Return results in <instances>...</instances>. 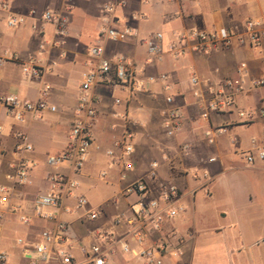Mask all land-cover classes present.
<instances>
[{"label": "crops", "instance_id": "1", "mask_svg": "<svg viewBox=\"0 0 264 264\" xmlns=\"http://www.w3.org/2000/svg\"><path fill=\"white\" fill-rule=\"evenodd\" d=\"M108 1L0 0V95L37 103L46 84L50 87L48 101L56 108L54 113L44 111L40 119L27 114L21 122H15L0 106L5 150L0 158V186L13 189L7 175L19 156L35 163L27 184L15 187L7 204L30 215L34 198L50 190L49 175L59 174L78 183L73 195L63 197L62 208L47 209L53 214L51 221L34 218L30 226H23L15 215L4 212L0 252L7 255L6 264H29L41 232L52 229L57 221L68 223L75 239L62 247L47 246L49 261L45 264H61L62 253L71 255L73 264H81L85 258L82 249L105 244L100 238L103 235L127 243L133 251L128 227L114 224V218L119 213L128 214L135 198L123 191L139 179H144L154 194L163 184L175 185L181 191L177 204L184 211L176 219L164 221L161 232L149 231L148 244L164 237L168 240L162 264H264V164L244 160L246 153L264 146V117L245 123L236 113L264 109V87L253 86L255 80L264 78V42L250 47L234 41L229 48L197 54L192 51L193 42L178 38L190 30L210 33L220 28L244 37L245 22L264 14V0H121L124 4L116 9L114 24L132 28L135 36L121 44L107 43L106 57L123 55L133 62L140 79L164 74L167 80L146 84L131 101L118 89L95 87L91 94L97 102V120L84 167L74 173L67 164L56 168L45 165L47 156L59 155L66 147L78 88L91 68L86 52L97 40L103 21L101 8ZM2 2L8 12L21 15L31 10L66 13L68 9L63 43L56 45L54 25L38 18L28 19L15 29L6 27L8 12L1 8ZM155 33L162 34L163 56L160 62L147 64L141 40ZM172 43L183 51L178 58L170 51ZM31 58L39 61V78L25 77L21 72L20 63ZM192 77L197 79L194 87L189 83ZM230 78L242 80L235 110L201 119L202 101L195 92L203 93L207 86ZM167 96L173 98L181 113V129L173 138H167L162 128ZM115 99L121 103L116 105ZM216 127L224 128L223 135L205 138L204 133ZM125 128L133 134L134 152L132 166L122 178L121 164L117 158H108L106 151L114 148ZM17 134L32 146L31 153H15ZM182 144L189 146L186 155L177 152ZM119 154L115 150V156ZM210 158L215 162L209 163ZM154 162L158 164L156 169L151 168ZM102 173L106 177L101 178ZM203 173H207L206 179ZM78 196L88 202L84 209L76 208ZM87 210L97 211L99 217L87 221ZM108 264L143 262L115 245Z\"/></svg>", "mask_w": 264, "mask_h": 264}, {"label": "built area", "instance_id": "2", "mask_svg": "<svg viewBox=\"0 0 264 264\" xmlns=\"http://www.w3.org/2000/svg\"><path fill=\"white\" fill-rule=\"evenodd\" d=\"M124 4L121 0H111L105 3L101 8L102 25L98 32L97 40L87 49V56L90 59V70L86 72L78 88V101L73 113V119L68 134V140L64 151L59 155H49L45 159V165L49 168H56L59 165L67 164L74 173H79L84 167L90 149L93 145V127L97 120V102L93 98L91 91L98 86H108L112 89H118L125 93L126 100H133L136 95L144 90L146 84L157 80L166 82L167 76L164 74L158 77H147L140 79L137 76L136 67L132 61L123 55L115 54L110 57L105 55V45L121 44L135 36V32L130 27L118 28L115 26L113 17L117 8ZM1 8L8 12V6L5 2L1 3ZM65 11L68 12V9ZM67 12H53L45 10L38 13L35 10L29 11L26 15L14 14L8 12L6 18V27L10 29L18 28L26 23L28 19H40L43 23H51L55 28L57 38L56 45H61L67 35L68 16ZM33 29H36L33 27ZM244 37H239L231 29L220 28L210 33L190 30L186 34L178 36L179 41L193 42L192 51L197 54H208L218 48H229L233 42L250 47H258L264 42V14L259 19L248 20L244 24ZM162 34L155 33L148 39L141 40L147 54V64L160 62L163 56ZM44 42V41H43ZM42 48V46H41ZM170 51L174 58H178L183 51L177 49V44L170 45ZM21 72L25 77L39 78V61L35 58L27 62L20 63ZM244 68V65H241ZM191 86L197 85L195 77L190 78ZM253 86L264 87V78L255 80ZM50 87L43 85L37 103L23 101L15 95H0V106L6 109L7 113L15 122H21L25 115L33 114L37 119L42 117L44 111L54 113L56 108L50 105L48 93ZM242 90V80L225 79L216 85H209L203 93L195 92V96L202 101V110L200 117L203 120H209L213 115H222L235 110V96ZM167 108L164 113L162 128L167 138H173L181 129V113L174 106V100L171 96L164 99ZM114 103L119 105L120 99H115ZM238 117L244 119L245 123H251L256 117H264V109L258 111H237ZM225 132L224 128L216 127L209 129L204 133L205 138L214 139L220 137ZM2 127L0 126V158L5 150L2 144ZM18 144L15 145V153L18 155L28 154L33 151L32 146L27 143L26 138L17 134ZM133 134L128 128H125L121 137L115 141L114 148L106 151L108 158L114 160L117 158L122 167V178L124 172L131 168L130 157L134 152L132 144ZM115 150L119 151L118 157L115 156ZM177 152L180 155H186L189 152V146L182 144L178 146ZM164 160L171 163L167 156ZM244 160L248 164L260 162L264 164V146L248 152L244 155ZM209 163L215 162L214 158L208 160ZM35 163L24 158L18 157L17 161L7 175V180L12 188L22 187L27 184L28 176ZM157 163H152L151 168L156 169ZM101 178L106 177L102 173ZM207 173L202 174V178H207ZM50 190L43 194H38L32 203V213L26 215L18 207H10L7 203L12 193L11 187L0 186V234L2 231L1 222L5 211L15 215L18 222L23 226H30L34 218L51 221L53 214L47 212V209L62 208L63 197L73 195L78 188V183L59 174H51L48 177ZM127 196H133L135 201L128 207V214L119 213L114 218V224L128 227V233L135 249L132 251L127 243L113 239L111 236L103 235L101 240L105 244H94L88 249H82L85 258L81 264H108L109 259L114 252V246L119 245L123 253H134L136 257L142 260L143 264H162L163 258L169 248L168 240L164 237L158 241L148 244L150 236L149 231L161 232L163 223L166 220H174L184 211L182 205H178L181 198L180 189L172 184H163L160 186L157 194H154L144 179L136 180L130 183L123 191ZM88 205L83 196L76 197V208L84 209ZM64 212L69 213L67 209ZM87 221H95L99 217L97 211L87 210L85 213ZM74 236L68 223L57 221L52 229H46L40 234V242L34 246V257L30 259L29 264H45L49 261L47 246L58 245L62 247L67 242L74 240ZM18 244L22 241L18 240ZM30 258V257H29ZM61 264H73L71 255L67 253L60 254ZM7 255L0 252V264H6Z\"/></svg>", "mask_w": 264, "mask_h": 264}]
</instances>
